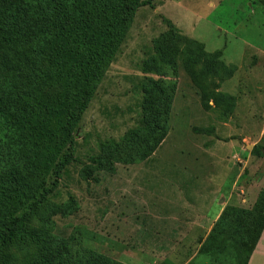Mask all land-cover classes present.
<instances>
[{
  "label": "rangeland",
  "instance_id": "1",
  "mask_svg": "<svg viewBox=\"0 0 264 264\" xmlns=\"http://www.w3.org/2000/svg\"><path fill=\"white\" fill-rule=\"evenodd\" d=\"M153 5L135 15L76 131L74 162L30 230L48 240L75 236L82 248L122 264H223L201 253L223 213L211 229L185 232L182 238L180 232L173 237L156 218L166 207L194 205L195 211L205 198L209 203L210 196L222 194L228 206L251 209L264 188V0H158ZM164 36L182 54L176 58L167 139L142 164L118 165L115 174L82 180L101 143L120 141L136 127L143 103L140 85L144 78L158 79L146 77L142 65L155 57V42ZM194 54L202 61L195 71L194 60L187 68L184 62ZM218 54L227 75L213 71L217 67L210 63ZM38 182L48 187L52 176ZM71 197L79 211L67 218L56 215ZM227 244L226 255L232 256L236 245L231 239ZM24 248L29 246L12 250L11 264H22L28 256Z\"/></svg>",
  "mask_w": 264,
  "mask_h": 264
},
{
  "label": "trees",
  "instance_id": "2",
  "mask_svg": "<svg viewBox=\"0 0 264 264\" xmlns=\"http://www.w3.org/2000/svg\"><path fill=\"white\" fill-rule=\"evenodd\" d=\"M157 1L0 0V264H11L16 246H29L22 264H122L82 248L75 236L48 240L30 224L74 162L76 131L135 15ZM162 38L155 42V57L142 65L146 77L158 79L144 78L140 85L143 103L136 127L120 141L101 143L82 180L115 174L118 165L142 164L167 139L176 58L182 54ZM219 55L210 64L227 75ZM190 60L194 71L202 63L199 55H190L186 68ZM39 154L47 161L40 163ZM49 176L48 187L38 182ZM77 211L71 197L55 214L67 218ZM263 233L264 188L251 209H225L201 253L223 264H249ZM220 238L227 239L219 244ZM229 239L236 245L232 256L226 255Z\"/></svg>",
  "mask_w": 264,
  "mask_h": 264
},
{
  "label": "crops",
  "instance_id": "3",
  "mask_svg": "<svg viewBox=\"0 0 264 264\" xmlns=\"http://www.w3.org/2000/svg\"><path fill=\"white\" fill-rule=\"evenodd\" d=\"M194 179L197 185H199V177H195ZM207 182L209 185L213 184L211 180ZM215 187L216 186H214L213 188ZM210 198L211 202L207 203V200L205 198V204L201 205L199 209L195 211L194 205L192 208L179 206L166 207L164 209V212H159L160 217H157L156 220L158 219L160 223H162V225L164 224L165 227L167 226V230L171 232V235L173 237L177 236L178 234H175V232L182 233L179 235V238H182L185 232H200L211 229L213 224L216 222L213 221V219H215V216H218L220 213H223L224 209L229 205V201H227L226 196L224 194H222L219 199L217 198V196H210ZM203 215H207L208 217H204ZM201 216L203 217V219L201 218ZM259 260L264 261V233L255 252L253 253L250 259L249 264H257Z\"/></svg>",
  "mask_w": 264,
  "mask_h": 264
}]
</instances>
